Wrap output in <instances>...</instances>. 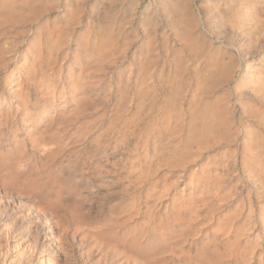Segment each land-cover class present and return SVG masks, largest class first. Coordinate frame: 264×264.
Masks as SVG:
<instances>
[{"label": "rangeland", "instance_id": "rangeland-1", "mask_svg": "<svg viewBox=\"0 0 264 264\" xmlns=\"http://www.w3.org/2000/svg\"><path fill=\"white\" fill-rule=\"evenodd\" d=\"M0 264H264V0H0Z\"/></svg>", "mask_w": 264, "mask_h": 264}, {"label": "bare ground", "instance_id": "bare-ground-1", "mask_svg": "<svg viewBox=\"0 0 264 264\" xmlns=\"http://www.w3.org/2000/svg\"><path fill=\"white\" fill-rule=\"evenodd\" d=\"M53 238H51V240H52ZM44 261L42 260V262L41 263H43Z\"/></svg>", "mask_w": 264, "mask_h": 264}]
</instances>
